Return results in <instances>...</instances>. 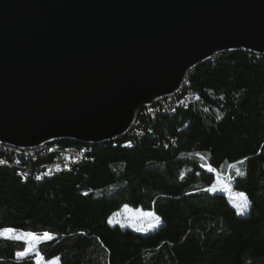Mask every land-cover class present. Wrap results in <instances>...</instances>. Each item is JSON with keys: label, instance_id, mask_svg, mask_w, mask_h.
I'll list each match as a JSON object with an SVG mask.
<instances>
[{"label": "trees", "instance_id": "1", "mask_svg": "<svg viewBox=\"0 0 264 264\" xmlns=\"http://www.w3.org/2000/svg\"><path fill=\"white\" fill-rule=\"evenodd\" d=\"M183 92L178 100L192 96L187 108L153 119L142 110L144 131L56 141L87 146L90 160L69 171L25 176L55 153L0 150V228L51 234L38 250L60 264H264V55L221 53L192 71ZM244 157L240 177L231 165ZM217 177L246 194V215L205 191ZM124 205L154 212L161 225L144 234L110 224ZM26 246L0 239V264H37L36 255H17Z\"/></svg>", "mask_w": 264, "mask_h": 264}, {"label": "water", "instance_id": "2", "mask_svg": "<svg viewBox=\"0 0 264 264\" xmlns=\"http://www.w3.org/2000/svg\"><path fill=\"white\" fill-rule=\"evenodd\" d=\"M233 51L264 55V0H0V144L120 137Z\"/></svg>", "mask_w": 264, "mask_h": 264}, {"label": "rangeland", "instance_id": "3", "mask_svg": "<svg viewBox=\"0 0 264 264\" xmlns=\"http://www.w3.org/2000/svg\"><path fill=\"white\" fill-rule=\"evenodd\" d=\"M183 94H185V92H183ZM188 95H190V94H188ZM187 98H188V96H187ZM178 101H180V100H178ZM142 131H144V130H142ZM52 142H53V144L49 145V148H51V147L53 148L55 146H60V145H58V143H56V141H52ZM86 147L87 146H84V147H81V148L77 147V148H79L81 150H86ZM10 148H12L11 152H14L16 155H18L15 152V150H14L15 148H13V147H10ZM18 156H20V155H18ZM64 156L67 157V160H73V156L71 157L67 153H65ZM89 160H90V158H89ZM78 161L79 160H76V161H73V162H78ZM81 163H84V162H80L79 164H81ZM73 165H78V164L77 163H73ZM44 168H45V166L39 167L36 170L34 169L33 173L36 172V174H39L42 171H44ZM206 170L208 172H213L212 169H210L209 167H207ZM233 170L236 171V168H233ZM37 172H39V173H37ZM26 173H28V175H33V173L31 171H29V170L28 171L26 170ZM40 178H41V176H40ZM217 179H218V177L215 179V182L213 183V184H216V191L215 192H220V193L225 194L227 196V198L229 199L231 205L234 207V209L238 213L239 210L235 207V205L237 203L241 202L238 199V197H237V194L241 193V192L234 190L232 185L230 183L226 182L228 179H225V180L222 179V183H219V184L216 183ZM212 193H214V192H212ZM249 209H250V204H249L248 209L245 211V213L243 215H246L249 212ZM148 213H154V212H152L150 210H144L142 208H134V207H130L129 205H124L120 210L116 211L111 216V218L109 219V222L112 225H118V226H120L122 228H130V229H132L135 232L146 234V233H150V232L155 231L161 225L159 223L157 227L153 228L152 225L155 224L156 221L154 220V217L148 215ZM137 229H142V230L138 231ZM28 234H33V233L25 232V231H21V230H17V232H16V235H20V236H26ZM36 236L38 238H41L42 242L48 240V239H43V235L42 236L36 235ZM42 242L40 240L35 242V251L30 252L29 255H36V251L39 252L38 246ZM26 248H27V246H26ZM40 257H42V256L40 255ZM56 258L57 257L52 258V259H45L43 257L42 258H38L37 257L36 258V262H37V264H60L59 261Z\"/></svg>", "mask_w": 264, "mask_h": 264}, {"label": "built area", "instance_id": "4", "mask_svg": "<svg viewBox=\"0 0 264 264\" xmlns=\"http://www.w3.org/2000/svg\"><path fill=\"white\" fill-rule=\"evenodd\" d=\"M218 55L212 56L211 58H216V56ZM185 84L186 82L182 87H184ZM191 100L192 97L188 95V98H185L184 101H175V93H173L169 96L163 97L155 101L153 104L150 105V111L145 113L148 116H150L151 119H153V116L159 115V113L163 111L164 107H171V108L189 107ZM140 124L141 122L139 121V116H136L135 121L132 127L129 129V131H134V132L142 131L143 129L141 128ZM0 150H2V146H0ZM15 150H22L25 151V153L32 154L34 156L40 153V152H36V148L21 149L15 147ZM50 151H57L59 153H73V160L51 161L50 163L45 165L46 166L45 174H49L52 172L69 171L73 168V161L84 160V162H86V155L88 154V153H84V151L74 146H70V147L55 146V148H50ZM16 164L21 166V163L16 162ZM45 174H39V177Z\"/></svg>", "mask_w": 264, "mask_h": 264}, {"label": "snow or ice", "instance_id": "5", "mask_svg": "<svg viewBox=\"0 0 264 264\" xmlns=\"http://www.w3.org/2000/svg\"><path fill=\"white\" fill-rule=\"evenodd\" d=\"M249 157H244L241 160L237 161L235 164L231 165V167L236 168V175L243 177L245 175V172L241 171L238 167H236L237 164H244ZM0 163H4V161H0ZM231 178V177H229ZM217 184L222 183V179L218 178L216 181ZM207 192H215L216 191V184H213L209 188L205 189ZM238 199L241 201L240 203H237L235 207L239 210L238 214L243 215L245 211L248 209L250 201L248 200L247 196L245 193H238L237 194ZM148 215L153 216L154 220L156 221L155 224L152 225L153 228L157 227L158 224L160 223V217L156 216L154 213H148ZM138 231H141L142 229H137ZM17 229L15 228H0V239H6V240H12L15 242H20L23 241L27 244V248L25 251L17 253V255L21 258H25L29 256V253L32 251H35V242L38 240H41V238H38L35 234H28L26 236H20L16 235ZM43 239H52L51 234L49 233H44L43 234ZM36 256L38 258L40 257V253L36 251ZM57 260L59 258H56Z\"/></svg>", "mask_w": 264, "mask_h": 264}, {"label": "bare ground", "instance_id": "6", "mask_svg": "<svg viewBox=\"0 0 264 264\" xmlns=\"http://www.w3.org/2000/svg\"><path fill=\"white\" fill-rule=\"evenodd\" d=\"M209 61L210 60H213V58H210V59H208ZM183 92V87L182 88H180L177 92H175V101H178V98H179V96L181 95V93ZM185 98H187V96L186 97H181L179 100L180 101H184V99ZM178 108V107H177ZM177 108H171V107H164V109H163V111H170V112H173V111H175ZM184 108H187V107H184ZM142 110H144L145 112H149L150 111V105H144V106H142L139 110H138V112H137V114H136V116H138L141 112H142ZM144 112V113H145ZM154 117V116H153ZM117 137H114V139H116ZM48 144V145H47ZM49 144H50V142L49 143H46V144H44V145H42V146H39V147H36V148H39V150L41 151V152H45L46 150L48 151V153H55V156H54V158H53V161H62V160H67V157L66 156H64L65 155V153H59V152H57V151H50V148H49ZM0 146H2V150H5V151H7V150H12V148H10V147H12V146H9L8 147V145H3V144H0ZM13 148H15V147H13ZM52 148V147H51ZM53 148H55V147H53ZM15 150V149H14ZM82 151H84V153H87V151L86 150H82ZM15 152L18 154V155H20V156H22V155H24V156H28V155H30V154H27V153H25V151H22V150H15ZM67 154H69L71 157L73 156V153H67ZM86 161H89V157L86 155ZM16 162H18V163H20V161L19 160H17ZM80 162H84V160H79L78 162H73V163H77V164H79ZM26 171V170H25ZM29 171H31V170H29ZM32 172V171H31ZM40 172V171H39ZM39 172H37V173H39ZM33 173V172H32ZM46 173V166H45V168H44V171H42L41 173H39V174H45ZM56 173H59V172H52V173H49V174H45V175H41V178H43V177H45V176H47V177H49V176H52V175H54V174H56ZM22 175H25V176H27L28 175V173H22ZM28 176H30V175H28ZM37 176H38V174H37ZM39 177V176H38ZM40 178V177H39ZM40 178V179H41Z\"/></svg>", "mask_w": 264, "mask_h": 264}]
</instances>
